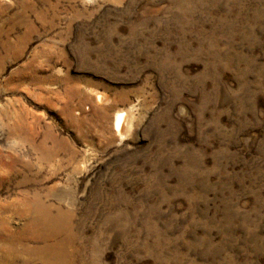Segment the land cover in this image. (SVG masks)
I'll list each match as a JSON object with an SVG mask.
<instances>
[{"label": "rangeland", "instance_id": "374dc122", "mask_svg": "<svg viewBox=\"0 0 264 264\" xmlns=\"http://www.w3.org/2000/svg\"><path fill=\"white\" fill-rule=\"evenodd\" d=\"M0 264H264V0H0Z\"/></svg>", "mask_w": 264, "mask_h": 264}, {"label": "bare ground", "instance_id": "6f19581e", "mask_svg": "<svg viewBox=\"0 0 264 264\" xmlns=\"http://www.w3.org/2000/svg\"><path fill=\"white\" fill-rule=\"evenodd\" d=\"M126 124V114H124V112L118 113L115 120L116 130L121 133L124 130Z\"/></svg>", "mask_w": 264, "mask_h": 264}]
</instances>
